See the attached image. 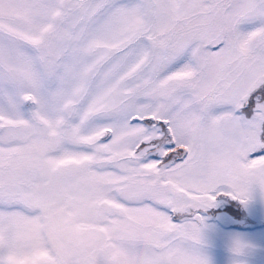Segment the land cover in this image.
<instances>
[{"label": "snow or ice", "instance_id": "1", "mask_svg": "<svg viewBox=\"0 0 264 264\" xmlns=\"http://www.w3.org/2000/svg\"><path fill=\"white\" fill-rule=\"evenodd\" d=\"M0 264H264V0H0Z\"/></svg>", "mask_w": 264, "mask_h": 264}]
</instances>
